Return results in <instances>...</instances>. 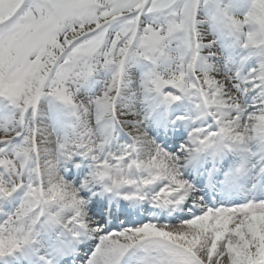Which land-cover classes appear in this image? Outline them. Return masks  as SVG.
<instances>
[{"label": "snow or ice", "instance_id": "snow-or-ice-1", "mask_svg": "<svg viewBox=\"0 0 264 264\" xmlns=\"http://www.w3.org/2000/svg\"><path fill=\"white\" fill-rule=\"evenodd\" d=\"M0 264H264V0H0Z\"/></svg>", "mask_w": 264, "mask_h": 264}]
</instances>
